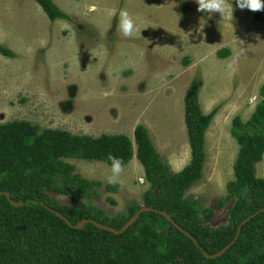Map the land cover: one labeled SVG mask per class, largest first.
Here are the masks:
<instances>
[{
	"label": "rangeland",
	"instance_id": "obj_1",
	"mask_svg": "<svg viewBox=\"0 0 264 264\" xmlns=\"http://www.w3.org/2000/svg\"><path fill=\"white\" fill-rule=\"evenodd\" d=\"M68 20L50 21L33 0H0V124L25 121L41 129L99 137L122 134L133 143L137 125L150 139L170 173L190 160L183 98L199 78V105L216 113L205 134L202 178L184 197L211 210L208 225H226L233 200L225 201L234 179L238 144L232 119L246 123L264 84V11H197L195 0H52ZM192 8L194 11L190 10ZM129 11L140 29L121 35L119 12ZM229 49L219 58L217 51ZM243 48L244 54H237ZM135 149V145L133 144ZM83 178L103 186L95 204L109 216L142 205L149 185L135 156L124 165L123 186L105 192L110 175L103 162L67 160ZM264 178V155L256 165ZM110 200L114 201V204Z\"/></svg>",
	"mask_w": 264,
	"mask_h": 264
},
{
	"label": "trees",
	"instance_id": "obj_2",
	"mask_svg": "<svg viewBox=\"0 0 264 264\" xmlns=\"http://www.w3.org/2000/svg\"><path fill=\"white\" fill-rule=\"evenodd\" d=\"M33 1L50 21L68 20L52 0ZM178 3L182 10L186 8L182 0ZM229 52L222 48L217 56L225 58ZM0 54L15 56L2 45ZM199 90V78L193 77L183 98L190 160L173 174L143 125L135 127L132 143L122 134L91 137L41 129L25 121L0 124V192H8L11 201L23 203L14 207L0 196V264H264V211L242 226L236 241L220 257L203 256L223 249L234 239L240 223L264 208V178L256 176V165L264 155V84L248 121L243 123L238 116L232 119L230 135L238 151L234 179L226 184L224 200H233V204L227 224L216 228L208 225L211 210H201L198 201L184 197L203 176L205 134L216 113V109L209 114L202 112ZM109 154L120 157L124 165L135 156L149 185L142 205L131 202L126 213L113 217L95 204L103 184L83 178L67 161H97L110 166ZM119 189V185H104L105 192ZM51 191L68 196L77 207L59 206L49 198ZM142 207L165 212L197 244L156 212L141 213L121 235L92 223L74 229L55 214L58 212L72 226L92 220L119 230Z\"/></svg>",
	"mask_w": 264,
	"mask_h": 264
},
{
	"label": "clouds",
	"instance_id": "obj_3",
	"mask_svg": "<svg viewBox=\"0 0 264 264\" xmlns=\"http://www.w3.org/2000/svg\"><path fill=\"white\" fill-rule=\"evenodd\" d=\"M197 3V11L202 13H219L224 16L226 10L232 19L233 7L229 0H195ZM236 6L241 9L250 11H264V0H236ZM118 27L120 33L125 38H131L134 34L140 35V29L137 28L133 15L126 9L119 12ZM244 54V49L241 48L237 54ZM107 159L110 161V175L107 177V183L112 186H123L122 176L124 173V163L120 157L109 154Z\"/></svg>",
	"mask_w": 264,
	"mask_h": 264
},
{
	"label": "water",
	"instance_id": "obj_4",
	"mask_svg": "<svg viewBox=\"0 0 264 264\" xmlns=\"http://www.w3.org/2000/svg\"><path fill=\"white\" fill-rule=\"evenodd\" d=\"M1 195H4L9 200V203H10L11 206L19 207V206L23 205L22 202H13V201H11L10 198H9V193L8 192H4V193L0 192V196ZM48 196H49L50 199L55 200L59 206H67V207H74V208L77 207L76 203L71 198H69L66 195H61L58 192L51 191V192L48 193ZM263 211H264V208L260 209L259 211L255 212L254 214L248 216L245 220H243L240 223V225L237 228V232H236V235H235L234 239L229 244H227L223 249H221L220 251H218V252H216L214 254L203 253L204 258H206V259H215L217 257H220L222 254H224L230 248V246H232V244L236 241V239H237V237H238V235H239V233L241 231L242 226L245 225L253 217H255L258 213H261ZM144 212H156V213L162 215L179 232H181L182 234L187 236L189 239H191L194 242V244H197V241L193 238V236L189 232L184 230L182 227H180L176 222H174V220H172L169 215H167L163 211H158V210H155V209H152V208H148V207L140 208L132 217H130L128 219V221L119 230H116L115 228L100 224V223L92 221V220H81L75 226H72L58 212H55V214L57 216H59L68 226H70V227H72L74 229H82L85 224L92 223L98 229L107 231V232L112 233L114 235H121L126 230H128L137 221V219L139 218V215L141 213H144Z\"/></svg>",
	"mask_w": 264,
	"mask_h": 264
}]
</instances>
